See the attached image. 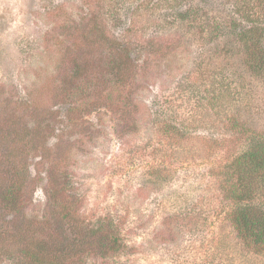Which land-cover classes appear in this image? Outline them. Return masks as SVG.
<instances>
[{"label": "rangeland", "instance_id": "374dc122", "mask_svg": "<svg viewBox=\"0 0 264 264\" xmlns=\"http://www.w3.org/2000/svg\"><path fill=\"white\" fill-rule=\"evenodd\" d=\"M250 1L0 0V174L22 182L17 210L0 202V264L44 246L61 264H264L225 198V166L264 146V67L236 21ZM145 40L148 57L119 49Z\"/></svg>", "mask_w": 264, "mask_h": 264}, {"label": "trees", "instance_id": "16d2710c", "mask_svg": "<svg viewBox=\"0 0 264 264\" xmlns=\"http://www.w3.org/2000/svg\"><path fill=\"white\" fill-rule=\"evenodd\" d=\"M254 2L251 4V2ZM170 8H174L175 5L170 2L169 5ZM243 11L240 12L238 9H236L238 15L241 19H236V21H239L241 23L239 30L240 37L242 40V52H246V56L251 54L250 56V63H248L249 66L253 68H262L264 67V17L260 18L256 16L255 14H258V9L261 10V12H264V0H251L249 3H243ZM189 14H187L188 16ZM182 18H184V15H180ZM82 22L84 26H86L88 29L87 31L84 29V34H87L89 32H100V29H97L95 27H100L103 25V22L97 19L96 16H94L90 11L87 12V14H83L82 16ZM92 25V26H91ZM100 35L103 34L104 36H101L102 44L101 46L105 47V49L108 52V55L110 56L113 63H117V56L114 55L115 52V44L112 42H109L107 38H105L104 32H100ZM251 36H249V35ZM256 34H259V36L256 37ZM155 37H153L154 40ZM248 38L250 41L248 42ZM153 40H145L142 43H140L139 46L131 45L130 43H126V45L120 44L119 49H122L126 53L130 52L131 55L141 54L143 51H145L146 57L152 55L153 51L149 50V48H154L153 50L158 49V47L152 46L151 43ZM159 40L158 36L155 40ZM107 43L103 45V43ZM108 41V42H107ZM241 45V44H240ZM251 50V51H250ZM129 54V53H128ZM134 58V57H132ZM139 59V58H137ZM86 60L82 62L79 72L85 71L86 67ZM134 63L135 60H133ZM115 69L120 70V65H115ZM77 70V73H78ZM126 81L124 83V86L129 84V82ZM218 86L221 85V87H227L223 82L219 81L217 83ZM129 86V85H128ZM126 86V87H128ZM216 85L212 86L213 88V97L212 102L216 100L223 101L224 97L219 93L218 95L215 94ZM220 87V88H221ZM221 96V97H220ZM264 138V135L262 136ZM17 165L15 164V167ZM159 168V167H158ZM225 168L228 171L227 179L231 180V178L236 177L237 182H239L240 186H235L232 189V194L225 195V198H227L230 201H233L235 205L243 206L239 208V212L236 213V216L234 217L237 219V228H241L244 232L250 233L255 239V242L264 243V211L262 208L256 207V205H259L260 203L264 202V183L263 185H254L255 179H258L256 176L257 174H260L262 176V180L264 181V146H262L261 140L257 141L256 144L252 146L250 149H246V151L239 153L237 155V158L235 161H231L229 165H226ZM19 169V170H18ZM7 172H9V176L7 175V179L0 174V202L1 204L9 205L17 210L19 208L18 205H16L17 201L20 200L21 196V189L22 182L18 178V173L20 171V168L17 166V169H15V172H10L8 169H6ZM159 170V169H158ZM232 177H230V176ZM231 187V186H230ZM228 187V188H230ZM257 197V201L255 202V198ZM242 210V211H241ZM241 211V214H240ZM70 215V214H69ZM251 215H255L251 216ZM258 215V217H257ZM98 229V228H97ZM102 230V229H101ZM79 236L83 238L84 236L88 237L91 236L92 233L99 232L96 231V229L91 226L90 224L84 225L83 229L81 230ZM109 232V231H107ZM91 238V237H89ZM104 246V245H103ZM111 247V248H110ZM110 249H114L116 246L110 245ZM98 249V248H97ZM63 255V254H62ZM64 258V255L62 256ZM78 261V259H76ZM30 264H61L59 262V254H55L53 251L47 249V247L44 246L43 250L41 251L39 249V252L34 255L32 263ZM75 264V263H74Z\"/></svg>", "mask_w": 264, "mask_h": 264}]
</instances>
